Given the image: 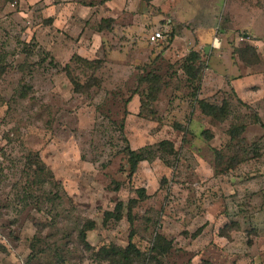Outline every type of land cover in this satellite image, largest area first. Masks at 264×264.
I'll return each instance as SVG.
<instances>
[{
	"label": "rangeland",
	"instance_id": "1",
	"mask_svg": "<svg viewBox=\"0 0 264 264\" xmlns=\"http://www.w3.org/2000/svg\"><path fill=\"white\" fill-rule=\"evenodd\" d=\"M154 1L104 19L100 0H0V264H114L97 253L126 247L132 227L104 213L139 188L138 264H264V0ZM193 51L201 86L183 70ZM67 65L92 88L76 93ZM195 93L226 102L227 119ZM122 125L131 149H152L131 180Z\"/></svg>",
	"mask_w": 264,
	"mask_h": 264
},
{
	"label": "trees",
	"instance_id": "2",
	"mask_svg": "<svg viewBox=\"0 0 264 264\" xmlns=\"http://www.w3.org/2000/svg\"><path fill=\"white\" fill-rule=\"evenodd\" d=\"M254 54L256 55V51L254 50ZM72 61L76 63L83 62L84 64H88L93 66V71L96 72L102 68L103 61L102 60H86L82 59L80 56H74L72 58ZM201 64V56L200 53L197 51H193L190 53L189 57L186 59V63L184 64V73L185 76L188 78V81H191L194 84H198L201 86L203 81V68ZM65 71L67 72L68 78L70 79L71 84L73 85V89L76 93H82L84 90L91 89L92 85L85 87L84 84L80 83L78 79H76L72 72L70 65H67L65 68ZM95 84L98 85L97 82ZM197 90V89H196ZM201 93L200 88L197 90ZM200 93H195V103L198 106V108L201 110V113L207 117H210L212 119L218 120V121H224L227 119L229 115V110L227 103L224 102L222 105H219L218 103H212L210 100L206 98H200ZM152 100H154L153 97H151ZM241 101V100H239ZM242 104H244L241 101ZM245 105V104H244ZM249 107V106H247ZM256 121L261 122L260 116L256 114ZM124 126H121V136L123 141L126 144V148L124 150V154L127 157L128 164L130 166V173L129 178L130 180L133 178V176L137 173L138 166L141 162L149 161L151 158L147 157V154L151 153V148H142L140 150H133L131 149L129 145V141L126 138L125 134L123 133ZM177 129H184L183 126L179 125L177 126ZM234 130H232L229 134L231 140L235 138L234 136ZM208 135H211L210 132H205ZM158 152H163L168 155H173L176 153L175 145L172 141L164 140L157 145ZM34 160V159H33ZM40 160V158H39ZM41 162V160H40ZM37 160L33 162L32 165L36 166L38 169H43L42 162L40 163ZM136 193L138 195V198L131 199L128 204H124L123 202H118L112 211H106L104 213L103 218V224L107 225L111 220H114L115 222H120L125 216L127 217L131 227L132 231L129 235V243L126 247H119L116 245L103 246L100 251L97 253V255L102 259L105 260H112L114 264H138L139 261H143L144 256L148 255L143 253L139 247L133 242L134 241V231L133 227L135 224V215H134V209L141 203L147 200L149 197L147 195L145 188H139L136 190ZM126 211V213H125ZM88 224L84 226V229L82 230L80 236L84 243H86V247L88 249H94L88 242H87V236L86 233L89 231H92L96 227L95 221L89 220L87 222ZM202 229H200L195 235L199 234V232ZM173 248V241L169 240L162 234H157L154 239V247L153 252H159L160 255H166L168 254ZM119 258V260H118Z\"/></svg>",
	"mask_w": 264,
	"mask_h": 264
},
{
	"label": "crops",
	"instance_id": "3",
	"mask_svg": "<svg viewBox=\"0 0 264 264\" xmlns=\"http://www.w3.org/2000/svg\"><path fill=\"white\" fill-rule=\"evenodd\" d=\"M48 1V0H47ZM62 1H65V0H62ZM132 0H100V6H99V10H101V12H104L103 13V17L104 19H109V18H112L114 19V15L113 13L114 12H118L120 10H122V12L124 11L123 9L131 6V4H135L133 2H131ZM159 0H156L154 1V3L158 2ZM52 4V6H48V12L49 11H54L56 9L55 5H53V3H50ZM65 4H59L58 6L59 7H65L64 6ZM90 9H94V7H89ZM106 12V13H105ZM161 30V29H160ZM163 32V31H162Z\"/></svg>",
	"mask_w": 264,
	"mask_h": 264
},
{
	"label": "built area",
	"instance_id": "4",
	"mask_svg": "<svg viewBox=\"0 0 264 264\" xmlns=\"http://www.w3.org/2000/svg\"><path fill=\"white\" fill-rule=\"evenodd\" d=\"M150 40L152 43H159L165 40V35L162 30H156L151 34ZM217 43H219V41L218 39H215L214 44L216 45Z\"/></svg>",
	"mask_w": 264,
	"mask_h": 264
},
{
	"label": "water",
	"instance_id": "5",
	"mask_svg": "<svg viewBox=\"0 0 264 264\" xmlns=\"http://www.w3.org/2000/svg\"><path fill=\"white\" fill-rule=\"evenodd\" d=\"M206 51H208V48L206 49Z\"/></svg>",
	"mask_w": 264,
	"mask_h": 264
}]
</instances>
